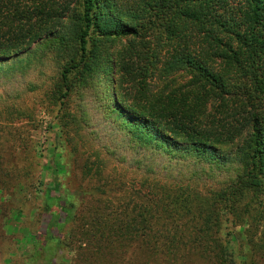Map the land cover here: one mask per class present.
Returning a JSON list of instances; mask_svg holds the SVG:
<instances>
[{"label": "trees", "instance_id": "obj_1", "mask_svg": "<svg viewBox=\"0 0 264 264\" xmlns=\"http://www.w3.org/2000/svg\"><path fill=\"white\" fill-rule=\"evenodd\" d=\"M47 2L0 0V60H22L36 47H61L69 33L76 54L60 72L62 99L70 90L69 73L78 79L99 74L115 116L152 143L218 158L221 146L241 140L230 156L243 166L241 174L228 185L206 190L203 203L189 187L158 180L146 186L157 200L149 208L156 207L157 216H165L173 229L177 225L163 236L166 251L152 244L150 258L159 253L172 260L174 252L184 257L216 250L223 262L236 264L231 247L236 227L246 217L264 220V105L259 103L264 98V0H64L59 10H50ZM238 92L244 96L241 103L226 102ZM64 106L62 100L60 109ZM6 114L0 109V117L9 118ZM61 189L59 182L48 184L46 219L32 260L53 264L63 227L77 226L75 200ZM174 214L185 217L184 227L191 229L182 244L177 243L182 224L171 219ZM154 218L149 223L156 226ZM101 219L88 218L87 226L101 223L111 245L118 227ZM222 229L227 232L218 239ZM261 240L264 250V227ZM239 253L244 256L240 264H255L249 262L253 253Z\"/></svg>", "mask_w": 264, "mask_h": 264}, {"label": "rangeland", "instance_id": "obj_2", "mask_svg": "<svg viewBox=\"0 0 264 264\" xmlns=\"http://www.w3.org/2000/svg\"><path fill=\"white\" fill-rule=\"evenodd\" d=\"M48 1L50 10H59L64 0ZM31 54L22 60H0V109L10 112L9 118L0 117V264H45L32 256L46 219V189L53 182L61 184V194H70L78 208L77 226L63 227L53 264H229L216 250L208 255L201 250L186 252L184 257L174 252L172 260L159 253L150 258L152 244L160 253L166 251L163 236L173 227L165 216H157L156 207L149 208L157 200L146 186L148 180H158L189 187L203 203L206 190L228 185L241 174L243 166L230 159L241 140L221 146L218 158L165 148L157 140L152 143L115 116L102 94L99 74L78 79L69 73L70 90L61 98L60 72L76 54L71 34L61 47H36ZM243 97L233 93L226 102L241 103ZM62 100L65 106L60 109ZM259 103L264 105V98ZM92 217L118 227L111 245L101 223L87 226ZM151 217L156 226L150 225ZM246 218L231 242L235 262L241 263L243 252L246 257L253 253L249 262L264 264V220ZM171 219L182 224L177 243L186 242L191 232L184 227L186 218L174 214ZM225 232L222 229L218 239Z\"/></svg>", "mask_w": 264, "mask_h": 264}]
</instances>
